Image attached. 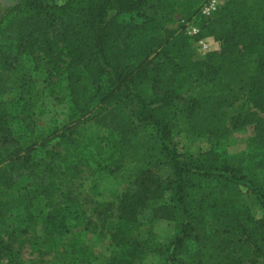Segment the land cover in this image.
Returning a JSON list of instances; mask_svg holds the SVG:
<instances>
[{
    "label": "trees",
    "instance_id": "16d2710c",
    "mask_svg": "<svg viewBox=\"0 0 264 264\" xmlns=\"http://www.w3.org/2000/svg\"><path fill=\"white\" fill-rule=\"evenodd\" d=\"M177 5V0H11L0 9V33L3 25L18 19L19 37L15 52L3 60L7 53L0 47V66L17 69L28 47L39 49L46 43L42 50L53 69L59 70L62 54L69 58L65 78L70 115L84 114L94 104L101 109L119 108L128 111L141 127L153 130L160 161L169 170L165 181L170 202L165 214L174 223L164 264H258V259L264 264V116H243L244 98L264 115V0H227L215 14L198 19L197 35H185V23L195 11L171 35L170 45L177 52L186 40L194 44L210 37L218 43L198 63L199 77L204 69L202 79L206 81L193 93L180 91L177 82L184 65L177 59L150 57L157 44L155 37ZM123 12H134L141 20L118 22L116 17ZM38 35L43 43H25ZM37 66L34 62L32 69ZM29 71L21 75L16 100L27 130L32 126L28 101L39 97ZM237 102V113L229 117L226 109ZM8 114L0 106L1 144L12 138L4 125ZM179 118L188 133L215 141L230 128L253 121L255 159L239 153L226 160V153L216 149L197 155L178 152L172 143V126ZM78 128H71L77 134L73 144H90L83 141V127ZM20 139L18 135L16 145L7 147V156L21 158L22 149L16 147ZM94 148L95 154L101 153L100 143ZM154 174L148 163L136 166L131 187L119 201L118 222L110 230L112 244L125 254L115 253L105 264H132L144 252L132 223L137 211L152 200L158 182ZM202 178L214 182L202 185ZM243 189L256 195L260 216L250 213ZM56 213L47 214L44 220L55 222L53 232L61 233L65 222ZM15 253L0 238V257L14 263Z\"/></svg>",
    "mask_w": 264,
    "mask_h": 264
},
{
    "label": "rangeland",
    "instance_id": "374dc122",
    "mask_svg": "<svg viewBox=\"0 0 264 264\" xmlns=\"http://www.w3.org/2000/svg\"><path fill=\"white\" fill-rule=\"evenodd\" d=\"M177 2L173 16L165 21L160 35L155 37L157 44L150 57L163 60L166 55V59H177L184 65L177 82L180 91L193 93L206 81L202 79L204 69L199 77L198 63L207 51L186 40L183 50L177 52L170 43L171 35L197 11L202 0ZM10 3L11 0H0V9ZM116 20L139 22L141 19L134 12H123ZM11 22L3 25L0 33V47L7 53L2 60L15 52L19 37V20ZM36 38L25 43H43L39 35ZM210 43L212 48L218 47V43ZM46 45L43 43L41 47ZM42 48L28 47L20 56L22 62L17 69L0 66V106L9 113L4 117V125L8 137H12L10 142L0 143V238L17 251L14 263L9 257L1 256L0 264H105L115 253L124 255L112 244L110 230L118 222L119 201L131 187L136 166L146 167L147 163L158 182L149 206L139 209L132 223V231L144 248L140 259L132 264H164L174 223L165 214L170 202V190L165 181L169 170L160 161L153 130L141 127L128 111L119 108L101 109L94 104L92 110L84 114L70 115L65 78L69 58L62 54L63 61L59 62V70H55L53 64L46 61ZM34 62L38 66L32 69ZM26 69L30 70L29 76L39 91L38 99L28 101L32 120L29 130L21 121L22 107L16 101L20 78ZM239 106L237 102L227 108L228 116L235 115ZM243 116L264 115L244 98ZM253 124L252 121L237 129L230 128L215 141L206 135L188 133L183 119L179 118L172 126V143L184 154L197 155L216 149L226 153V160L239 153L253 160L258 152L251 142ZM73 126L83 127V141L91 143L75 146L77 134L71 132ZM228 127H231L229 123ZM18 135L21 139L16 147L22 149L21 158L14 159L7 156L5 150L11 144L16 145ZM97 142L100 154L94 153ZM200 182L208 185L214 181L202 178ZM243 197L250 213L260 216L256 195L243 189ZM54 212L63 215L65 230L61 233L53 232L55 222L44 220L47 214Z\"/></svg>",
    "mask_w": 264,
    "mask_h": 264
},
{
    "label": "built area",
    "instance_id": "2783aa9c",
    "mask_svg": "<svg viewBox=\"0 0 264 264\" xmlns=\"http://www.w3.org/2000/svg\"><path fill=\"white\" fill-rule=\"evenodd\" d=\"M226 1L227 0H205L203 1L199 5L195 15L185 23V28H184L185 34H187L188 36L197 35L200 31V28L198 25V19L199 18L206 19L210 17L211 15L215 14L226 3ZM210 41H212L213 43L215 42V40H213L212 38L201 37L197 39L194 42V44L196 46H199L202 50L210 51L214 49L211 47Z\"/></svg>",
    "mask_w": 264,
    "mask_h": 264
},
{
    "label": "crops",
    "instance_id": "0c3cea01",
    "mask_svg": "<svg viewBox=\"0 0 264 264\" xmlns=\"http://www.w3.org/2000/svg\"><path fill=\"white\" fill-rule=\"evenodd\" d=\"M208 38H210V37H208ZM215 43H217L216 41H215ZM216 48V47H215ZM218 48V47H217ZM258 264H263L262 262H259Z\"/></svg>",
    "mask_w": 264,
    "mask_h": 264
}]
</instances>
